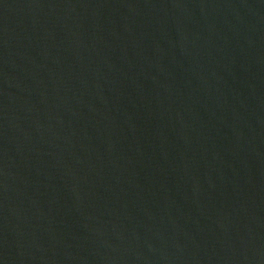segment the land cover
I'll list each match as a JSON object with an SVG mask.
<instances>
[{
    "label": "water",
    "instance_id": "obj_1",
    "mask_svg": "<svg viewBox=\"0 0 264 264\" xmlns=\"http://www.w3.org/2000/svg\"><path fill=\"white\" fill-rule=\"evenodd\" d=\"M0 264H264V0H0Z\"/></svg>",
    "mask_w": 264,
    "mask_h": 264
}]
</instances>
